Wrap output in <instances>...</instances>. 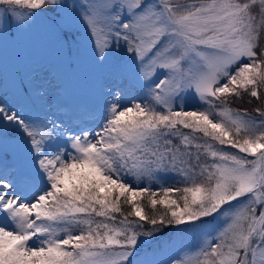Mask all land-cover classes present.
Returning a JSON list of instances; mask_svg holds the SVG:
<instances>
[{
	"label": "snow or ice",
	"instance_id": "obj_1",
	"mask_svg": "<svg viewBox=\"0 0 264 264\" xmlns=\"http://www.w3.org/2000/svg\"><path fill=\"white\" fill-rule=\"evenodd\" d=\"M0 264H264V0H0Z\"/></svg>",
	"mask_w": 264,
	"mask_h": 264
},
{
	"label": "rangeland",
	"instance_id": "obj_2",
	"mask_svg": "<svg viewBox=\"0 0 264 264\" xmlns=\"http://www.w3.org/2000/svg\"><path fill=\"white\" fill-rule=\"evenodd\" d=\"M165 240L167 239V237H164ZM194 239V237H189V242H191Z\"/></svg>",
	"mask_w": 264,
	"mask_h": 264
},
{
	"label": "trees",
	"instance_id": "obj_3",
	"mask_svg": "<svg viewBox=\"0 0 264 264\" xmlns=\"http://www.w3.org/2000/svg\"><path fill=\"white\" fill-rule=\"evenodd\" d=\"M163 239H165V238H163ZM156 245L154 244V245H152V247H155ZM149 250H151V248H149Z\"/></svg>",
	"mask_w": 264,
	"mask_h": 264
}]
</instances>
